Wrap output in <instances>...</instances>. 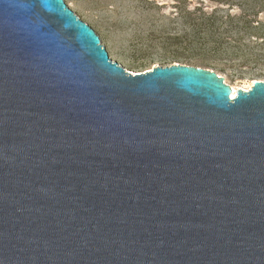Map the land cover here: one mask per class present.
Instances as JSON below:
<instances>
[{
    "label": "water",
    "instance_id": "1",
    "mask_svg": "<svg viewBox=\"0 0 264 264\" xmlns=\"http://www.w3.org/2000/svg\"><path fill=\"white\" fill-rule=\"evenodd\" d=\"M232 93L0 0V264H264V81Z\"/></svg>",
    "mask_w": 264,
    "mask_h": 264
},
{
    "label": "rangeland",
    "instance_id": "2",
    "mask_svg": "<svg viewBox=\"0 0 264 264\" xmlns=\"http://www.w3.org/2000/svg\"><path fill=\"white\" fill-rule=\"evenodd\" d=\"M94 29L110 58L126 70L181 63L214 71L232 91L264 81V43L253 30L228 31L225 23L200 25L208 14H228L264 23L262 0H64ZM264 36V30L258 32ZM210 37H222L219 47ZM244 49L238 51L231 45ZM236 54H235V53ZM255 56H259L255 59Z\"/></svg>",
    "mask_w": 264,
    "mask_h": 264
},
{
    "label": "trees",
    "instance_id": "3",
    "mask_svg": "<svg viewBox=\"0 0 264 264\" xmlns=\"http://www.w3.org/2000/svg\"><path fill=\"white\" fill-rule=\"evenodd\" d=\"M264 1V0H262ZM202 19V22H200V25H206L209 27H213L214 24L218 21L220 23H225L227 25V30L232 31L236 30V32H241L250 29L253 30V36L256 39H261V42L264 43V36L261 35L260 31L264 30V23H257L256 25H252V20L246 18V14H243L241 16H233L231 14H228L226 17V20H223L222 16H218L215 14H208V16L204 17H199ZM212 42L217 46L221 47L223 46L226 41L222 37H210ZM231 47L236 48L238 51L243 52L244 49L241 48L239 45H231ZM218 48V47H217ZM235 53V52H234ZM236 54V53H235ZM255 59H258L259 56H255Z\"/></svg>",
    "mask_w": 264,
    "mask_h": 264
},
{
    "label": "bare ground",
    "instance_id": "4",
    "mask_svg": "<svg viewBox=\"0 0 264 264\" xmlns=\"http://www.w3.org/2000/svg\"><path fill=\"white\" fill-rule=\"evenodd\" d=\"M234 92H235V90H234V88H233V93H232V97L234 96Z\"/></svg>",
    "mask_w": 264,
    "mask_h": 264
}]
</instances>
